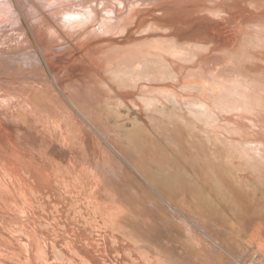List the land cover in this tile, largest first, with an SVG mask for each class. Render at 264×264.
<instances>
[{
  "label": "bare ground",
  "instance_id": "bare-ground-1",
  "mask_svg": "<svg viewBox=\"0 0 264 264\" xmlns=\"http://www.w3.org/2000/svg\"><path fill=\"white\" fill-rule=\"evenodd\" d=\"M96 1L97 0H0V85L2 86V83L4 85V83L8 82L10 85L13 79L21 80L25 78L27 82L26 87H30L28 90L31 89L32 94L29 92L31 94L30 98H28V100L27 98H25L26 100L23 99V104L25 102V105L20 104L18 107H21V105L27 106L28 113L34 116L35 119H42L50 114L49 106L53 103L51 106L54 105L58 111H62L64 117L71 126L73 124H71L72 121H70V117L73 115H71V109H69L70 105L81 114L92 113L91 111L88 112V107L90 106L91 108V105L88 106L87 103H83L82 96L84 95L81 90L83 86L86 87L85 89L89 87L88 90L90 92L92 90V93L94 95L96 93L99 98L103 95L101 91H97L98 89L95 90L90 88L88 84L93 82V80L91 82L87 81V73L90 71V68L94 66L90 63V60L93 58L94 54H96L93 52L95 47L94 43L88 42L87 39H84L78 34L84 32L86 36L93 33L101 37L113 39L115 36L123 34L127 26L134 22V8L136 6L133 1V3L129 5L130 9L127 17H121V11H118V17H114L115 8L109 4V2L113 0H106L107 2H105L106 4L101 14L92 6ZM118 1L120 2L121 0ZM192 1V8L195 4L201 3V5L197 6L202 11L205 10L208 12L207 14L209 16L216 15L217 13H222L219 15L223 16V13H229L230 10H233L232 6L228 4L230 0H219L220 4L218 3V8L205 4L206 2H213L214 0ZM184 2L185 0H177L172 3H166L167 5L162 3L167 6L164 10L163 19L160 17L155 18V15H151L150 18L136 21V32H147V34H141L142 36L140 37H130L127 38L126 41L115 40L110 46L105 47L104 50L101 51H105V53L103 52L104 56L100 57L101 60L103 59L101 70L110 73L107 82H110L109 84H112V86L116 85L115 87H118L120 86L118 83L123 84L118 87V90H115L113 87L111 89L118 93L121 90L132 92L131 96L133 97L131 100L134 106L143 107L146 111L152 112V114H154L153 112L161 114L160 117L161 120L163 119V122L159 123L158 128L165 131V124L173 127V129L170 130L175 132L172 137L174 140L170 141V143L177 144L178 147L182 144L183 147H179L182 148V150H180L182 154L188 153L190 146L192 150H197V148H195L197 146L195 145V147H192V145L196 144L195 138H198L202 150H200L201 152L198 151V157H196L198 159V165L194 164L193 170L191 169L199 177L198 179L194 178L195 181L193 182L195 196L198 195V185L202 182L207 184V186L210 184L209 190H211V192L209 193H211V195L218 196L219 199L223 197L222 200L226 196H231L238 204L241 202L239 201L241 189H243V191L247 190L245 186H247L246 188L250 191L249 193L253 191L254 193L257 192V194L264 196V24L259 23L258 30L244 27L241 30H239V28L233 31L231 30L233 28H228V26L230 27V17L228 19L225 18L226 16L223 17L225 19L221 17L222 21L212 24L208 19L211 20L213 17L211 16V18H209L207 15L208 21L202 23V21H204L203 19L206 18L199 12L200 9L197 6L194 7L195 9H199L198 12H196L201 15L194 14L203 19L199 20L198 17V20L190 18L188 20L190 23L186 21L187 23L185 22V24H187V26L185 25V28H187V32L184 35L191 38L187 41L194 40L193 42H195V38L197 39V37L199 38L201 36L214 39L221 46L217 48V51L220 50L221 52L219 54H213L210 51L211 47H208L209 45H204L206 42L205 40V42H202L203 44L200 43L201 41L198 43L195 42L196 45L193 42H191L192 44L186 41L179 42L180 36L177 35V33H180L181 30L179 29V31L174 34L173 31L169 29V26H173L171 22L176 19V16L183 13L182 17L181 15L177 17L176 20L178 21L175 20L176 23L180 22L179 20H181L182 23L184 19L181 18L186 19V17H190V14L192 15L193 13L192 11L195 10H190L192 12L189 11L190 14L189 12L187 14V12L185 13V11L181 10L182 12L175 15L179 11L177 12L174 10L173 6L181 5ZM250 2L259 9L264 6L262 0H250ZM243 4L244 3H241V6ZM183 9H186V7ZM46 12L48 16L44 14ZM197 16H195V19ZM191 19L193 21H191ZM239 19L240 23L244 22L242 20L243 18ZM168 22H170V24ZM227 23L228 25H226ZM60 28H65L66 32H61ZM154 29L166 30L169 33L153 32ZM183 29L184 28H182V30ZM246 36L249 37L245 38ZM70 39H72V41ZM74 45L80 48L81 52L80 50L79 52L81 58H79L80 56L78 55L79 57L74 59L75 52L78 53ZM222 47L230 48V50L223 51ZM101 55L103 54L101 53ZM214 56H221L222 58L220 61L209 59ZM71 57H73V59H70ZM25 72H29L30 76H23L22 74ZM32 79L36 82L33 88L31 86L32 84H29V81H32ZM15 80L14 83H18L15 82ZM154 80H160L161 82L155 83ZM101 81L102 79L96 82ZM77 83L80 84L79 88L76 87ZM108 83L107 85H109ZM23 84L25 87V81ZM91 84L94 85L93 83ZM95 84L99 85L98 83ZM12 87L11 90L8 87L10 90H8V94L5 93L8 95L9 100L15 96L18 98L17 95L19 94L17 93L16 95L14 93L15 90L19 89H12ZM15 87H17V85H15ZM19 87L22 86L20 85ZM111 89H109V91ZM120 93L126 92L122 91ZM104 94H106V92ZM4 95L2 94V96H0V152H2V154L5 152L4 150H6L5 147H8V144L5 146L2 144L3 138H6L8 133H11L15 138L23 139L27 146H30L27 140L32 139L30 137V128L28 127L29 123L22 124V121H20L21 118L19 119L14 111H10L11 102L3 99L2 97ZM135 96H139L141 101L138 102L133 99ZM89 100L92 101V98L89 97ZM97 102L99 101L97 100ZM116 103H106V106L113 107L107 112L112 114V116L120 117V107ZM103 105L104 104L101 103V108ZM21 110H23V108H21ZM52 117L53 115L51 118ZM84 119L85 117L83 115V120ZM118 124L120 137L127 140L123 143L129 147L133 156L134 167L139 174L145 178L144 180L153 188L155 187V189L160 186L159 180L161 181L164 179L169 182H175L165 175L161 177L158 173L152 171L148 163L147 157L150 152L161 153L160 150L158 151V149L150 145L151 141L149 142L146 139L145 135L148 134L151 138L150 140H154L155 142L158 141L152 138L150 134L152 132L151 129H149L151 131L149 132L146 128V121H133V129H128V131L124 123ZM73 126L74 128H82L79 121L74 122ZM202 132L205 133V137L201 135ZM211 133L213 134L212 136L209 135ZM167 134L169 133L167 132ZM220 134L224 136V139L220 137ZM169 135L171 136V134ZM202 137H204L208 143L216 145L217 148L209 147L210 150L208 151V146L206 145L209 144L205 145ZM165 138L168 139V136H165ZM162 144L161 146L164 147L165 144ZM96 145H102L99 137L93 140L95 149ZM9 146L12 145L9 143ZM103 149L105 151V148ZM103 149L101 148L100 150ZM164 149L166 150V156L161 154L163 158L164 156L167 157L168 153L166 146ZM111 155L112 154L109 156L110 159ZM153 155L155 156L154 153ZM125 157L128 158L129 156L125 155ZM179 157H182V155L180 154ZM114 159L111 160L115 162ZM123 173L124 172H122V175ZM191 178H193V176ZM0 184L2 183L0 182ZM231 184H233V186ZM234 184H236V186H234ZM147 187L139 184V193H141L140 198L144 206L155 207L157 203L153 201L154 196L150 188L148 187V189ZM202 189L204 190V188ZM178 190L180 189H175L177 193L179 192ZM251 196L253 197V194ZM194 201L196 202V200ZM219 201H221V199ZM215 202L213 203L214 205ZM259 202H261V200ZM211 206L210 203V207ZM216 206H214V208ZM195 207L196 205L194 208ZM210 207L208 211H211L209 210ZM196 210L197 212L199 211L197 208ZM231 210L232 209H230V211ZM260 211L264 210L260 209L258 212ZM224 212L226 215L227 212ZM232 212L236 215L238 213L235 211ZM231 216H229V218ZM235 218L234 216L233 220ZM215 219L217 218L215 217ZM230 221H232V219H230ZM32 233L30 236L34 237L35 240H39L36 239L37 234ZM33 242L37 243V241ZM37 245L36 247L38 248ZM38 250L39 253L42 254L43 251H40L39 248ZM90 250H88V252ZM39 253L36 257H38ZM55 254H57V251L54 253V256ZM63 254L64 252L62 255ZM40 257L35 260L36 263L38 259L40 260ZM58 257L60 256L56 257L57 261H54L53 264H78L75 259L73 261V256L72 258H67V260L63 262H60ZM63 257H66V254ZM56 258L53 259L56 260ZM92 262L90 263L92 264ZM40 263L45 264L42 260Z\"/></svg>",
  "mask_w": 264,
  "mask_h": 264
},
{
  "label": "rangeland",
  "instance_id": "rangeland-1",
  "mask_svg": "<svg viewBox=\"0 0 264 264\" xmlns=\"http://www.w3.org/2000/svg\"><path fill=\"white\" fill-rule=\"evenodd\" d=\"M133 1L136 6L134 8L135 19L134 22L127 26L123 34L115 36L113 39L101 37L93 33L86 35L87 38L84 32L78 34L84 39H87L88 42L94 43L95 47L93 52L96 54H94L93 58L90 60V63L94 66H92L87 73V81L91 82L93 80L91 83L94 85L91 83L88 84L90 88L95 90L98 89L97 91H101L103 94L99 98L96 93V96L92 93L91 89V92L88 90L89 87L87 89H85L86 87L84 86L81 88L84 95L82 96L83 99L81 98L83 103H87L88 106L91 105V108L90 106L88 107V112H92L90 114H81L70 105L69 109H71L70 112L71 115H73L70 117V121H72L71 124L74 125V122L79 121L82 128H74L73 125L70 126L69 122L64 117V113L60 110L58 111L54 105H52L53 107L51 106L53 103L50 104L51 109L49 106V112L51 113L45 118L35 119L34 116H31L28 113L27 106H22L25 105V102L23 104V99L27 98L28 100L32 94L31 89L28 90L30 87H26L27 82L25 78L21 80L16 79L17 81L13 79L10 85L9 82L4 83V85L2 83V86L0 85V96L5 93L8 94V90L9 88L11 90L12 86V89H19L14 92L16 95L19 93L17 95L18 98L15 96L9 100L7 94L2 98L11 102V104L9 103V109L10 111H14L19 119L21 118L20 121H22V124L29 123L28 127L30 128V137L32 138L27 140L30 146H27L23 139L12 136L11 133H8L7 137L2 140V144L4 146L8 144V147H5L6 150H4L5 152L3 154L0 152V182L2 183L0 184V264H44L40 263L41 260L45 262V264H53L54 261H57V256H60L58 257L60 262L66 261L67 258H72L73 256V261L75 259L78 264H91L90 262L94 261L96 257L97 259L92 262V264H208L210 261H214V255L211 249L216 248V244L211 239L209 232L196 220L195 214L190 210V208H192V200H190V207L187 201L194 196L193 182L196 178H199L192 170L194 164H197L198 161L196 158L198 157V151L201 152L200 150H202L201 143L198 142V138H195L196 144L192 145V147L196 145L197 147L195 148H197V150H192L190 146L189 152L186 153L187 155L184 153L182 154L180 151L182 148H179L183 147L182 144L178 147L177 144L170 143V141L174 140L172 137L175 132L170 130L173 129V127L165 124L164 129H166V132L158 128L159 123L163 122V119L161 120L160 117L161 114L158 112H153L154 114H152V112L146 111L143 107L134 106L131 100L133 97L131 96L132 92L121 90L118 93L111 89L113 87L115 90H118V87L123 84L118 83V85H120L118 87H115L116 85L112 86V84H109L110 82H107L110 73L101 70L103 59L101 60L100 57L104 56L105 53V51H103L104 53L101 51L104 50L105 47L110 46L115 40L126 41L127 38L130 37H140L143 34L145 35V33L147 34V32H136V21L150 18L151 15H155V18L160 17L163 19L164 10L167 7L166 3H172L177 0H165V2L164 0H161V2L160 0H121L120 2L118 0H113L110 1L109 4L115 8L114 17L119 16L118 11H121V17H127L130 9L129 5L133 3ZM217 1L219 0L206 2L205 4L218 8L220 1ZM105 2L107 1L97 0L92 6L101 14L106 4ZM192 2V0H185L183 4L178 6L175 5L176 8L173 6L174 10L177 12L179 11L175 15H178L182 11L188 14L190 10L192 11L195 9L194 7L201 5V3H198L192 8ZM241 3L244 4L241 6ZM262 3L264 5V0H262ZM228 4L232 6L234 11L230 10L231 13L230 11L229 13H223V16L219 15L222 13L211 15L213 18L207 14L208 12L205 10V12L202 11L197 6L200 10L196 8L192 11L193 13L190 11L192 13L191 15L189 12L190 17L188 16L186 19L181 18L184 19V21L182 20L183 22L181 23V20H179L180 22L176 23V21H178L176 20L177 17H180L179 15L182 17L183 13L179 14L176 16V19L171 22L173 26H169L170 28H168L173 31L174 34L180 29V33L182 34L179 32L177 33V35L180 36L179 42L186 41L192 44L191 42L194 40L187 41L191 38L184 35L187 32V28H185L187 24H185V22L190 18L198 20V17L199 20H202V17L200 18V16L195 15L199 14L197 13L198 10L204 18H206L203 19L204 21H202V23L209 20L212 24H215L222 21V19H228L230 17L229 19L232 22L230 20L229 22L232 24L228 22L230 25L228 28H233L231 29L233 31L239 28V30H241L244 27L258 30L259 23L264 24V6L259 9L252 5L250 0H230ZM185 7L187 10L183 9ZM44 14L48 16L47 12ZM207 15L211 20L207 18ZM195 16H197L196 19ZM239 18H243L242 20L244 22L240 23ZM193 20L191 19V21ZM168 23L170 24V22ZM188 23H190V21H188ZM228 23L226 25H228ZM182 28L184 29L182 30ZM60 31L64 33L66 29L60 28ZM153 32L169 33L166 30L157 29H154ZM248 37L249 36H246L245 38ZM70 40L72 41V39ZM213 40L214 39H209L206 36L195 38L196 43L200 41V43L205 42L204 45H209L208 47H211V53L219 54L221 51H217V48L221 46L215 40L214 43ZM195 42L193 43L195 44ZM74 46H76L77 49L74 48L78 51V53L75 52L74 59L79 56V58H81L80 48L77 47V45ZM222 49L223 51L230 50V48L225 47H222ZM101 53L103 55H101ZM221 58V56H214L209 59L220 61ZM70 59H73V57ZM26 73L27 72L22 75L30 76L29 72ZM101 79V82H96ZM14 80L19 84L14 83ZM21 81L23 83L25 81V87ZM154 82L159 83L161 81L154 80ZM34 83L36 84L33 79L29 81V84H32V88L35 85ZM78 83L76 85L77 88L80 87ZM107 83L111 87L107 85ZM15 85H17V87H15ZM20 85L22 87H19ZM108 88L111 90L109 91ZM27 90L28 92L26 93ZM122 91L126 93H120ZM103 92H106V94ZM89 97L92 98V101L89 100ZM133 99L138 102L141 101L139 96H135ZM97 100L99 102H97ZM113 102L114 104L117 102L116 104L120 107V117L112 116V114L107 112L113 107L106 106V103ZM101 103L104 104L102 108ZM20 104H22L21 107H18ZM97 104L100 107H98ZM21 108H23V110H21ZM52 115L53 117L51 118ZM83 115L85 117L84 120ZM135 120H139L140 122L146 121V128L148 130L151 129L152 132L150 130L149 132H151L152 138L158 140L155 142L154 140H150L151 138L148 134V137L145 135L146 139L149 142L151 141L150 145L152 147L158 149V151L160 150V153L165 156L166 150L164 147L166 146L167 148V157L164 156V158L159 153H149L147 160L152 171L158 173L161 177L165 175L175 182H169L164 179L161 181L159 180L160 186L155 189V187L153 188L147 183V181L144 180L145 178L135 169L132 153L129 147L123 143L127 140L120 137V129L118 128V123H124L127 131L128 129H133V121ZM164 132L165 134L168 132L171 136L169 134L165 135ZM201 135L204 136L205 133L202 132ZM209 135L212 136L213 134L211 133ZM165 136H168V139H166L167 137L165 138ZM96 137L101 139L102 145H96L95 149L93 140H95ZM204 137H202V139L205 145L209 144L206 145L208 146V151L210 150L209 147L217 148L216 145L208 143ZM220 137L224 139L222 134H220ZM9 143L12 146H9ZM161 144H165V146L163 147ZM100 147L102 149L105 148V151L104 149L100 150ZM109 153L112 154V160L115 158V162L110 159ZM108 154L109 156L107 158ZM180 154L182 157H179ZM125 155L129 157L127 158ZM122 172H124L123 175ZM190 175H192L193 178H191L192 176ZM139 184L150 188L154 196L153 201L157 203L155 207H146L143 205L140 198L141 193H139ZM175 189L180 190H178L179 192L177 193ZM184 195L187 197L185 201L182 200V196ZM201 200L200 202L204 204L206 198L203 197ZM207 219L211 220L209 218ZM183 230L186 236H189L193 243L196 244L199 258H194L184 246L179 243L178 240H182L183 238ZM32 232L37 234L39 238L36 237V239L39 240H35L34 237L30 236ZM33 241H37V243ZM35 244H38L37 246L40 251H43L42 254L39 253ZM88 250L90 251L88 252ZM56 251L57 254H55V257L54 253H56ZM62 251L64 252L63 255ZM38 253L39 255L36 257ZM255 253H259L262 260H264V252L262 250L258 249ZM65 254L66 257H63ZM52 256L56 258V260L53 259ZM39 257L40 260L38 259L36 263L35 260ZM249 257L250 256H248V258ZM242 262L247 264L246 260L240 263L242 264ZM211 264H213V262Z\"/></svg>",
  "mask_w": 264,
  "mask_h": 264
},
{
  "label": "crops",
  "instance_id": "crops-1",
  "mask_svg": "<svg viewBox=\"0 0 264 264\" xmlns=\"http://www.w3.org/2000/svg\"><path fill=\"white\" fill-rule=\"evenodd\" d=\"M231 185L233 186V184H231ZM234 186H236V184H234ZM246 187L247 186H245V189L248 190V188H246ZM202 188H204V190ZM209 188H210V184H208V186H207V184L202 182L198 185V190H197L198 195H196V196L194 195V196H192V199H188V200H187L186 195L182 196V200H184V201L187 200L189 202L188 203L189 207H190V200H192V208H190V210L192 211L193 214H195L194 216H195L196 220L210 233L211 239L216 244V248L211 249L213 251V255H214L213 260L214 261H210L208 264H211L212 262H213V264H241L240 263L241 261L247 260L248 256H250L251 253L257 252L258 249H260L264 252V211L258 212L260 209L264 210L263 209L264 208V203H263L264 202V196L257 194V192L254 193L252 191L253 193L252 192L249 193L250 192L249 190L243 191V189H241V196H240V200H239L241 202H239V204H238L237 202H235L233 200V198L231 196H229V197L226 196L227 198L225 197L223 200H222L223 197H220L221 201H219L220 199L218 196H214V195H211V193H209V192H211V190H209ZM243 192H245V193H243ZM203 193L205 194V196ZM252 194H253V197L251 196ZM203 197L206 198V200H204L205 204L200 202ZM253 198H254V200H253ZM261 198H263V199H261ZM194 200H196V202ZM215 200H216V202H215ZM247 200L248 201L250 200L251 202L250 201L248 202ZM260 200H261V202H259ZM197 202H199V203H197ZM214 202H215V205L213 204ZM222 202H223V204H222ZM210 203L212 205L211 207H210ZM195 205H196V207L194 208ZM198 205H200V206H198ZM207 205H208V207H207ZM213 205L214 206L217 205V206L214 208ZM203 206H205V207H203ZM235 206H236V209H235ZM209 207H210L209 210H211V211H208ZM228 207L232 210L230 211V209ZM196 208L199 210L198 212H197ZM233 209H235V210H233ZM241 209L243 212L241 211ZM250 209H251V211H250ZM255 209H257V210H255ZM203 210H205V211H203ZM224 211L227 212L226 215H225ZM232 211H235L236 213L238 212L237 215L233 214L234 212H232ZM247 211H249V212H247ZM231 212H232V214H231ZM227 214H228V216H227ZM218 215H220L221 217ZM231 215H233V216H231ZM204 216L205 217L208 216L207 218H209L211 220H208ZM214 216L217 219L218 218L219 219L218 220L215 219ZM229 216H231V217L229 218ZM234 216L236 217L235 218L236 220L235 219L233 220ZM224 217H225L226 221H225ZM230 219H232V221H230ZM217 221H219V222H217ZM220 222H221V224H220ZM230 223H232V224H230ZM184 232L185 231L183 230V233H182L183 238H182V240H178L179 243H181L184 246V248L190 253V255H192L194 258H199V253H198V250L196 248V244H194L193 241L190 239V237L186 236V233H184ZM242 264H244V262H242Z\"/></svg>",
  "mask_w": 264,
  "mask_h": 264
},
{
  "label": "built area",
  "instance_id": "built-area-1",
  "mask_svg": "<svg viewBox=\"0 0 264 264\" xmlns=\"http://www.w3.org/2000/svg\"><path fill=\"white\" fill-rule=\"evenodd\" d=\"M246 262L247 264H264V260H262L261 255L258 253L251 254L250 257L246 260Z\"/></svg>",
  "mask_w": 264,
  "mask_h": 264
}]
</instances>
